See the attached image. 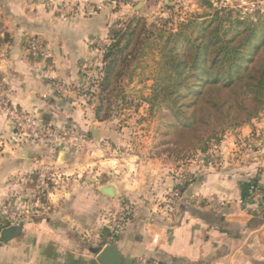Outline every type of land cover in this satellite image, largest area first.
<instances>
[{
	"label": "crops",
	"instance_id": "1",
	"mask_svg": "<svg viewBox=\"0 0 264 264\" xmlns=\"http://www.w3.org/2000/svg\"><path fill=\"white\" fill-rule=\"evenodd\" d=\"M123 14L107 0H0V73L10 102L47 125L73 126L63 135L53 132L58 138L83 141L79 150L63 148L45 142L53 140L48 135H14L0 119L7 141L0 178L5 188H14V171L63 166L83 172L82 178L59 181L47 212L14 226L17 235L0 237V264H102L98 255L109 244L116 245L122 264L141 255L170 264H264V111L226 134L212 161L192 164V182L179 181L167 211L159 202L177 183L171 166L137 164L130 180L117 176L108 167L107 142L91 140L97 121L92 104L75 90L59 89L83 82L82 66L101 54L94 41L106 39ZM33 40L42 55L30 48ZM107 173H114L117 197L102 190ZM123 195L134 206L111 237L107 213L119 208Z\"/></svg>",
	"mask_w": 264,
	"mask_h": 264
},
{
	"label": "rangeland",
	"instance_id": "2",
	"mask_svg": "<svg viewBox=\"0 0 264 264\" xmlns=\"http://www.w3.org/2000/svg\"><path fill=\"white\" fill-rule=\"evenodd\" d=\"M115 9L123 8L124 14L115 21L110 29L109 36L102 39L101 43L95 45L100 47V57L91 66V74L83 79L79 85L85 84V90L81 93L76 91L75 86H66V91L75 90L84 96L92 104L96 116L97 108L100 105V83L104 75L103 55L108 46L112 43L113 32L124 29L127 23L133 18L139 20L141 38H147L146 42L137 45L136 49L143 47V53L137 56L130 63L125 65L122 75L117 84H112L113 89L110 95L105 94L102 105L104 110L101 116H108L105 120H99L93 124V128L99 132V139H95L91 129V140L107 142L108 167L115 171L117 176H123L130 180L135 175L137 164L142 169H147L149 164L169 165L171 174L177 183L172 190L159 202L160 207L164 201L172 196L176 198L179 181H184L183 175H189L193 179L191 166L194 163L210 162L217 155L219 145L229 132L241 126H229L222 123L218 129L224 127V131L215 136L209 143L206 150L204 144L199 143L200 136L188 129L178 128L188 123L186 118L177 122L169 108V104L163 98L155 100V90L158 88L157 79L163 71L160 65L162 46L169 31L176 32L181 23L191 20L202 22L209 21L212 15L219 11L222 15L231 10V19H249L259 21L264 17V0H107ZM139 6V8H138ZM164 19V21H162ZM167 21V22H165ZM165 22V23H164ZM196 22V23H197ZM3 22L0 20V30ZM189 33V31H186ZM196 32V31H195ZM195 32L193 34H195ZM163 34L161 39L159 35ZM6 39L5 36H1ZM29 49V43H27ZM1 47V45H0ZM31 53V52H29ZM31 55H33L31 53ZM38 55V54H37ZM87 80V82H86ZM5 80L0 73V119L5 118L9 123L8 128L14 135L20 133H38L40 136L47 134L40 132V127L45 126L52 132L61 134L63 131L73 130L72 125L62 129L52 124H46L39 118L38 129L31 127L27 122V112H23L13 105L6 95ZM64 91V90H61ZM107 107H109L107 109ZM2 121V120H1ZM106 125L104 132L107 138H102L100 128ZM245 125V124H244ZM63 135V134H61ZM48 137V136H47ZM46 140V139H45ZM16 144L21 141L15 140ZM58 143L60 147L76 148L79 150L80 139L66 140L64 138L47 139L45 142ZM4 130L0 129V178H2L3 156L6 147ZM82 149V148H81ZM62 162V161H61ZM60 162V163H61ZM58 171H32L21 173L12 172L9 181L14 188L7 189L4 182H0V237L2 231L11 226L21 225L27 220H33L47 212L50 207V193L59 186V181H69L74 176L82 178L83 172L69 173L63 166H55ZM114 173L105 174L107 185L113 186L117 197V187L111 183ZM121 178V177H120ZM44 182V183H43ZM48 184V185H47ZM47 185V186H46ZM106 186V185H105ZM30 193L22 196L23 193ZM110 196V195H109ZM134 203L123 195L117 210H109L107 228L111 237L115 236L112 225L116 215H121L124 209L132 210ZM117 233V232H116Z\"/></svg>",
	"mask_w": 264,
	"mask_h": 264
},
{
	"label": "trees",
	"instance_id": "3",
	"mask_svg": "<svg viewBox=\"0 0 264 264\" xmlns=\"http://www.w3.org/2000/svg\"><path fill=\"white\" fill-rule=\"evenodd\" d=\"M216 12L209 21L191 20L181 23L176 32H168L160 51L163 73L154 95L155 100L160 96L169 104L177 122L188 120L178 128L200 136L203 150L225 130L218 129L220 124H248L264 111V17L259 21L231 19V10L222 15ZM138 23L133 18L124 29L114 31L104 52L99 120L108 117L100 115L104 95H110L125 65L144 51L136 49L147 40L141 38Z\"/></svg>",
	"mask_w": 264,
	"mask_h": 264
},
{
	"label": "built area",
	"instance_id": "4",
	"mask_svg": "<svg viewBox=\"0 0 264 264\" xmlns=\"http://www.w3.org/2000/svg\"><path fill=\"white\" fill-rule=\"evenodd\" d=\"M94 42L97 43V41H94ZM30 48L37 54H40V55L43 54L41 52V46H40V44H39V42L37 40L31 41ZM99 50H100V47H99ZM82 72H83V79H84V77H85V79L87 77H89L90 74H91L90 66L88 64H84L82 66ZM86 82H87V80H86ZM59 89L66 91V87H64L62 85H59ZM84 90H85V84L79 85L76 88V91L79 92V93L83 92ZM27 122H28V125L31 126V127H35L36 129L39 128L38 127L39 121H38L37 118L28 115L27 116ZM40 132L44 133V134H47L52 139H57L58 138V136L55 133H53L51 130L47 129L45 126L40 127ZM183 178H184V181L188 182V183L192 182V180H193L188 174L187 175H183ZM175 202H176V199L174 197H172V196H169V198H167L164 201L165 209L167 211H171L173 209L174 205H175ZM130 213H131V211H129V209L127 208V209L123 210V213H121V215H116V217L114 218V221H113V225H112V231L113 232L114 231H115V233L118 232L124 226V224L129 219ZM134 264H170V263L162 262L159 259L151 258V257H149L147 255H141L135 260Z\"/></svg>",
	"mask_w": 264,
	"mask_h": 264
},
{
	"label": "water",
	"instance_id": "5",
	"mask_svg": "<svg viewBox=\"0 0 264 264\" xmlns=\"http://www.w3.org/2000/svg\"><path fill=\"white\" fill-rule=\"evenodd\" d=\"M139 8V6H138ZM92 134L95 137V139H99V132L97 129H92ZM64 155L63 152L60 153V157L62 158ZM103 192L110 196H115V190L113 186L106 185L103 187ZM19 232V228L11 226L7 227L2 231V237L4 239L11 238L15 235H17ZM98 260L102 264H122V259L119 251L117 250V247L115 244H109L106 245L99 253Z\"/></svg>",
	"mask_w": 264,
	"mask_h": 264
}]
</instances>
